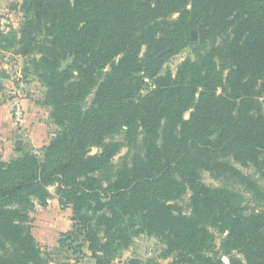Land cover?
<instances>
[{
	"label": "trees",
	"instance_id": "1",
	"mask_svg": "<svg viewBox=\"0 0 264 264\" xmlns=\"http://www.w3.org/2000/svg\"><path fill=\"white\" fill-rule=\"evenodd\" d=\"M21 8V29L0 30V66L3 50L27 57L45 88L38 103L59 130L41 149L0 155V264L55 263L30 224L54 185L73 221L58 245L78 261L112 264L150 235L182 264H225L213 252L219 232L229 264H264V211H241L202 179L232 163L264 178V0H24ZM191 45L194 58L163 72ZM121 134L136 152L110 174L123 142L107 139ZM188 194L190 216L179 203Z\"/></svg>",
	"mask_w": 264,
	"mask_h": 264
},
{
	"label": "rangeland",
	"instance_id": "2",
	"mask_svg": "<svg viewBox=\"0 0 264 264\" xmlns=\"http://www.w3.org/2000/svg\"><path fill=\"white\" fill-rule=\"evenodd\" d=\"M23 1L24 0H0V30L11 32L21 29V26L25 21V16L21 8ZM197 36L198 33L194 32L193 37L197 38L199 42L204 43L207 41V37L205 36V34H200L199 37ZM195 53L196 49L194 45L184 48L180 53L170 57L166 61L163 72L170 70L175 73L178 66L187 58H194ZM2 54L3 61L0 66V103L7 101L14 102L15 100L21 98H29L42 107V118H44L46 122L47 120H49L50 122L54 123L50 116V108L38 103V100L43 97L45 88L39 82L38 78L32 73L33 70L27 63V57H23L22 55L16 53V50L14 48L3 50ZM216 61L219 68L224 71V76L226 77L227 73L230 70L229 66H224L219 57L216 58ZM91 101L92 97H89L88 104H90ZM13 109L14 104L12 105L11 113L12 118L15 122L17 135L13 138L16 139L12 141L13 143L11 145L9 153L11 155L15 154V156L11 157L4 151V142L0 140V155L2 156L3 160H5V153L8 157V159L5 161H9L14 157L21 156L24 152L22 149H19L17 141H24L28 138V135L24 131H22L25 123L21 124L16 122ZM189 117L190 112L186 114V119H188ZM54 128V134L56 135L59 127L55 125ZM133 139H136V137ZM139 139L140 135H137V140ZM110 140L123 142V147L117 152V154L111 161V165H113V167L112 171L110 170V174H112L114 173V171H117L121 167H124L126 163L133 162V155L136 152V149L135 142H126L124 134L117 135L112 139H107V142H110ZM100 150L101 149L98 147H93L92 154H95ZM129 153L131 156L130 158H127V155ZM202 179L206 184L210 186L220 187L231 193L233 205H235L241 211L245 213L252 211H264V178L262 177L260 172L253 167H245L241 164L232 163V170L230 169L227 172L222 173V175L220 176L213 175L209 171H203ZM50 191L54 196V198L50 199L49 201L51 207V204L54 203L53 199L55 200V204L57 203L56 186H51ZM189 199L190 194L185 195L179 203L183 208L184 213L190 216L192 215V211L189 205ZM55 208L57 211H59V213L63 214L64 219L67 220L69 217H72V215H69L70 212L68 210L71 208L63 209L60 205L57 204ZM42 209L43 206L37 204L35 211L30 212V224L32 228L31 230L32 233H36V235V231H38V229H35V231H33V228L35 227V215H37ZM225 235L226 233L221 234L219 232H216L215 248L213 252L219 253L224 263L229 264L228 256L223 255L221 250L223 238L225 237ZM36 239H39L38 235L36 236ZM42 247L44 249L50 250V252L54 254L55 263L58 260L63 262L69 259H75V256L72 255V251H68L67 248L62 249L59 245L51 247L42 245ZM165 249L166 245L161 239L150 235L140 236L137 237L133 245L129 249L123 251L122 254L118 258H116L112 264H148L149 261H154L156 264H182L179 261V257L176 253L171 254L169 257H164Z\"/></svg>",
	"mask_w": 264,
	"mask_h": 264
},
{
	"label": "crops",
	"instance_id": "3",
	"mask_svg": "<svg viewBox=\"0 0 264 264\" xmlns=\"http://www.w3.org/2000/svg\"><path fill=\"white\" fill-rule=\"evenodd\" d=\"M18 101L22 104L25 110V126L22 128L28 136L26 140L22 141L21 149L23 152L31 151L32 149H40L52 139L55 135L54 123L47 120L45 121L42 118L43 109L40 105L35 103L29 98H21ZM14 102H3L0 103V140H2L4 151L9 154V156L13 157L15 154H10L9 150L12 145L13 139L17 135L15 122L12 118V105ZM4 155V159L7 160L8 157ZM57 205H59L58 199H56ZM53 204L43 207V209L35 215V229H38L37 235L39 236V242L43 246H55L58 245V241L61 236L67 231L71 230L73 227V221L71 217L67 220L63 218V214L59 213L56 210L55 200L53 199ZM49 206V207H48ZM69 210V215H72L71 209ZM64 211V210H62ZM35 237L37 236L34 233ZM55 264H95V261L87 258L85 260H76L69 259L67 261L58 260Z\"/></svg>",
	"mask_w": 264,
	"mask_h": 264
},
{
	"label": "built area",
	"instance_id": "4",
	"mask_svg": "<svg viewBox=\"0 0 264 264\" xmlns=\"http://www.w3.org/2000/svg\"><path fill=\"white\" fill-rule=\"evenodd\" d=\"M13 112H14V118H15L16 122L24 124L25 118H26L25 110H24L22 104L18 100L14 101Z\"/></svg>",
	"mask_w": 264,
	"mask_h": 264
},
{
	"label": "water",
	"instance_id": "5",
	"mask_svg": "<svg viewBox=\"0 0 264 264\" xmlns=\"http://www.w3.org/2000/svg\"><path fill=\"white\" fill-rule=\"evenodd\" d=\"M17 143H18V145H19V149H21L22 141H21V140H18Z\"/></svg>",
	"mask_w": 264,
	"mask_h": 264
}]
</instances>
